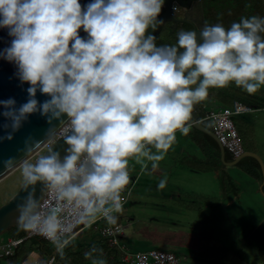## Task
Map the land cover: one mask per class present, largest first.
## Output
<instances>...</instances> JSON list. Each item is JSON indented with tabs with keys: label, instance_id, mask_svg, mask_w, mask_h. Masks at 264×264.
Returning a JSON list of instances; mask_svg holds the SVG:
<instances>
[{
	"label": "clouds",
	"instance_id": "clouds-1",
	"mask_svg": "<svg viewBox=\"0 0 264 264\" xmlns=\"http://www.w3.org/2000/svg\"><path fill=\"white\" fill-rule=\"evenodd\" d=\"M163 5L164 0H0V28L11 37L0 56L29 84V98L18 108L12 97L0 100L3 115L15 130L28 113H66L65 131L71 130L63 161L53 151L34 164L24 162L23 175L27 182L43 178L59 187L61 198L82 207L80 223L91 225L97 213L116 222L111 212L123 210L129 157H147L157 168L176 131L189 132L186 122L209 87L235 82L252 93L264 85V16H242L228 28L206 22L199 33L181 30L176 43L157 44ZM37 89L50 98L38 103ZM82 153L86 157L78 164ZM13 161L5 160V167ZM77 176L80 182L72 183ZM166 183L161 178L157 187ZM38 225L36 214L23 227ZM60 228L53 212L39 230L54 239Z\"/></svg>",
	"mask_w": 264,
	"mask_h": 264
},
{
	"label": "rangeland",
	"instance_id": "rangeland-1",
	"mask_svg": "<svg viewBox=\"0 0 264 264\" xmlns=\"http://www.w3.org/2000/svg\"><path fill=\"white\" fill-rule=\"evenodd\" d=\"M192 14L197 16V12L191 13L190 16ZM209 106L216 109L223 105L212 102ZM259 110L238 114L235 116V121L251 118L256 134L262 135L261 138L264 139L262 128L264 127V110ZM179 134L182 132L176 131V142L174 141L176 147L172 149L171 154H165L164 158L158 162V167L170 166L171 177L163 189L158 188L157 185L152 189L153 183L147 184V187H150L146 188L148 192L141 185L137 186L140 180L144 182L147 178L146 172L143 171L148 167L145 169L144 165L140 168L146 157H141L140 160L129 157V164H133V167L130 166L132 171H138L140 168V173L142 172L134 191L130 194L129 203L120 213V222L123 225L121 234L130 238L127 240L129 250L134 252L154 248L166 249L179 257L181 262L179 264H188L192 261L193 264H264V195L260 190V181L253 179L236 165L226 166L222 163L241 189L240 202H242L241 206L238 201L233 200L234 203L225 208L214 198L215 195L219 197L220 188L213 170L201 173L199 170H190L184 165L179 166V158L186 156L189 159V155L181 151L179 147L189 152L190 158L193 159L190 160L192 163H198L199 159H204L200 149L190 137L181 141L183 145H179L181 144L177 139ZM152 146L147 144L146 147L152 152ZM257 149L256 151L261 152L260 148ZM40 155L39 151L33 152L0 178V204L6 202L26 179L23 175L24 162L34 164ZM259 157L264 159L262 154ZM198 165L208 166L205 161L199 162ZM224 180L225 191L229 192L228 181L226 178ZM159 181L160 179L158 183ZM136 186L139 189L141 186L144 192L140 197L137 195L140 191ZM174 191H177L179 195L173 196ZM229 194L232 195L230 192ZM208 196L212 198L210 204L203 199ZM208 205H212V208ZM197 207L202 208L201 212L196 211ZM191 209L193 212L190 211ZM198 214L204 215L205 221L201 219L198 222ZM84 224L79 222V226ZM18 230V226L11 227L0 234V239H6ZM47 244L54 247L51 243ZM27 257L30 258V255ZM20 260L21 258H19V264H30L26 262V259H22L21 262ZM38 261L32 260L34 264H38ZM0 264L9 263L1 259ZM42 264H47L45 258Z\"/></svg>",
	"mask_w": 264,
	"mask_h": 264
},
{
	"label": "trees",
	"instance_id": "trees-1",
	"mask_svg": "<svg viewBox=\"0 0 264 264\" xmlns=\"http://www.w3.org/2000/svg\"><path fill=\"white\" fill-rule=\"evenodd\" d=\"M177 11V15L181 16L182 13L180 10ZM193 12H197V16L192 14L191 17H194L195 21L199 22L198 27L200 28H202V24L205 25L206 22L209 24L222 23L228 28L233 21L240 20L242 16H264V0H194V6L190 14ZM189 29H191V26L183 21L179 22L174 27L170 22L163 21L155 30L156 43L174 44L177 42L178 33L181 30ZM262 35H264V33H262ZM192 87H195V85H192ZM234 100L250 105L256 109H264V88L260 87L257 91L250 93L242 86L235 84V82H230L222 87L211 86L209 87L208 95L194 105L198 108V117H200L207 113L210 108L209 105L212 102L223 106H230ZM235 119L236 117L234 116L233 120L236 127H239L240 120L235 121ZM238 133L241 137V130H238ZM188 134L204 155V159L201 162L205 161L208 165L206 167L218 169L220 171L218 180L223 194H225L226 189V182L224 180L226 178L228 181V189L230 188L229 192L232 195H236L238 193V186L223 170L224 165H222L220 160L219 147L216 142L208 134L191 126ZM242 143L244 146L243 140ZM244 148L249 149L246 146H244ZM225 153V159L231 160V154L226 150ZM236 166L243 169V171L253 178L258 179L260 182L262 181L261 168L255 158L246 156L242 158ZM206 167L198 166L199 169H205ZM261 191L264 195V183L261 185ZM120 213L121 212H114V215L118 218L115 223H112L113 226L120 223ZM24 223L25 222H21L15 225L19 227V230L11 233V238H19L25 234L26 228L23 227ZM107 224L105 218L95 221L84 230L82 229L60 249H56L55 246H48L47 242L39 236L29 237L23 242L29 241V244H36V248L44 250L47 255L52 257V262L50 264H131V262L122 259L123 251L118 249L117 246L112 245L111 236L103 232ZM128 239L130 238L118 235V242L123 244L125 248L129 247L127 242ZM30 247L25 249V247L22 246L17 250L15 249L14 252L4 258L10 262L14 261L18 255L23 254ZM129 251L132 252L131 250Z\"/></svg>",
	"mask_w": 264,
	"mask_h": 264
},
{
	"label": "water",
	"instance_id": "water-1",
	"mask_svg": "<svg viewBox=\"0 0 264 264\" xmlns=\"http://www.w3.org/2000/svg\"><path fill=\"white\" fill-rule=\"evenodd\" d=\"M87 0H82L86 3ZM191 0H164L162 11L159 16L163 21H177L174 17L175 5L188 6ZM194 30H196L193 27ZM151 30V29H149ZM201 31V30H200ZM200 31H197L199 33ZM85 35V33H81ZM147 34V32H146ZM11 37L8 35L5 28H0V50L10 44ZM17 66L0 56V100L12 97L18 108L22 103L29 98L27 88L28 82L21 81L16 75ZM38 103L50 98V94L43 93L39 89L35 93ZM5 105L0 104V175L7 171L10 167H5L4 161L8 158H14L13 165L21 160L28 152L39 146L48 135L67 117L66 113H62L60 117L52 116L51 112L43 113L42 111H34L27 114V119L22 120L21 125L17 129L11 127V117H5L3 111ZM199 110L194 105L192 115L187 121V125L208 134L218 145L220 152V160L226 166L236 165L242 158L246 156L253 157L260 165L262 178L264 181V162L252 151H244L239 156L231 159H225V148L218 140L214 132L205 124L196 121ZM51 117V119H49ZM8 125L7 127L5 125ZM11 132V138L7 137L6 133ZM67 134H71V131ZM66 134V135H67ZM58 138L41 156L50 155L53 151L59 154V159L63 161L64 157L69 154L70 145L67 143L65 136ZM39 157V158H40ZM39 160V159H38ZM38 162V161H37ZM52 184L47 179H37L34 182H27L26 179L18 187L16 192L4 203L0 204V234L9 228L26 222L32 214L38 209L48 187ZM31 205V206H30ZM25 219L21 217L25 215Z\"/></svg>",
	"mask_w": 264,
	"mask_h": 264
},
{
	"label": "built area",
	"instance_id": "built-area-1",
	"mask_svg": "<svg viewBox=\"0 0 264 264\" xmlns=\"http://www.w3.org/2000/svg\"><path fill=\"white\" fill-rule=\"evenodd\" d=\"M255 110L257 109L250 105L234 100L230 106H222L216 109L210 107L207 113H205L203 116L197 117L196 121L208 126L217 136L218 140L221 142L225 150L231 154L232 158H235L243 153L245 149L233 117L241 113L252 112ZM67 124L68 116L50 133V135H48V137L44 139V141L38 146L36 151H39L42 154V152L46 150L58 138L69 133L71 131L70 129H68V131H65V129L67 128ZM85 157L86 153H82L81 160L77 163L79 164L80 162H82ZM138 175L139 172L132 180H129V183L121 192L123 198V206L129 200ZM71 182L79 183L80 177L77 176L73 178ZM59 192L60 189L57 186L51 185L50 187H48L38 209L32 214V216L39 214L42 225L44 218L51 215L53 212H56L61 224V228L60 230H58L55 238L51 239L43 234L39 230L41 225H38L33 229L26 228L25 234L22 237H8L6 239H0V260L5 256L11 254L14 249L18 247L20 243L26 238L39 236L48 243L57 245L58 247H62L73 236H75L82 230V226H79L78 222V217L82 213V207L77 205L74 200L69 201L67 200V198H61ZM109 204H111V201H109ZM114 212L115 210L113 209L111 214L113 215ZM102 218H105L108 223L107 226L103 229V232L111 236L112 245L117 246L118 249L123 251V260L134 264H179V258L173 252L166 249L154 248L145 251L130 252L128 248H125L123 244H120L118 242V235H122V223L120 222L117 225L113 226L112 223L109 222L106 216L102 213H99L97 215V219L95 221Z\"/></svg>",
	"mask_w": 264,
	"mask_h": 264
},
{
	"label": "crops",
	"instance_id": "crops-1",
	"mask_svg": "<svg viewBox=\"0 0 264 264\" xmlns=\"http://www.w3.org/2000/svg\"><path fill=\"white\" fill-rule=\"evenodd\" d=\"M261 87H263L264 88V86H261ZM212 108V107H211ZM261 110H264V109H260L259 111H261ZM256 111H258V109L257 110H255V111H253V112H256ZM253 122V120H251V118H241V120H240V123H239V127H238V130H241V140H243V142H244V146H246V147H248L249 149H245V151H252V152H255L257 155H259L260 156V154H262V156L264 157V139H262L261 138V136H259V135H257L256 134V129H255V125L252 123ZM188 127L190 128V126L188 125ZM263 129H264V127H262ZM178 132H180L181 133V131L178 129L177 130ZM240 136V135H239ZM189 137V134L187 133V134H184V133H182V134H179V136H178V142L179 143H181V141L182 140H185V139H187ZM175 142H176V140H175ZM178 143V144H179ZM243 144V143H242ZM176 143H174V145H171L170 146V148L168 149V151L166 152V154L167 155H170L171 153L170 152H172V149H174L176 146ZM179 145H183L182 143L181 144H179ZM147 146V145H146ZM147 149H148V147H146ZM199 148V147H198ZM257 148H260L261 149V152H258V151H256V150H258ZM179 149L181 150V151H183V152H186L187 153V155H189L188 157H189V159L186 157V156H183V157H181V158H179L178 159V163H179V166L180 165H184V166H186V167H188L190 170L192 169V170H199V172H201V173H203L204 171H207V170H213L214 171V175H215V177H216V180L218 181V184H219V180H218V178H219V176H220V171L218 170V169H213V168H211V169H199L198 168V163H192L190 160H193V159H191L190 158V154H189V152L187 151V150H184V148L183 147H179ZM200 149V148H199ZM159 151V149H156L155 148V146L153 145L152 146V152H158ZM201 151V150H200ZM175 153H177L176 151H175ZM201 153H202V151H201ZM202 156H204L203 155V153H202ZM203 159V158H202ZM202 159H199V162L201 163V160ZM233 159V158H232ZM262 159V161L264 162V159L263 158H261ZM145 161L147 162V165H149V166H145V169H146V167H148L146 170H144L143 172H146V174H147V178L145 179V181L144 182H142V180H140L139 181V184L137 185V182H138V180L140 179V177H141V175H142V172L140 173V168H143V166H144V164H142V166H140V168H139V170L138 171H132V169L130 168V166L131 167H133L132 165L133 164H128V170H129V168H130V170H129V175H130V180H132L134 177H135V175L136 174H138V172H139V175L137 176V179H136V181H135V183H134V186H133V189H134V187H135V185H137V186H139V185H141L142 186V188L143 189H145L146 190V188H150V187H147L148 185L147 184H150V183H153V185L154 186H152L151 185V188L152 189H154V188H156V185H158V180L159 179H161V178H166L167 179V182L169 181V179H170V177H171V173H170V166L169 165H167V166H163V167H157V168H155V169H153L152 168V164H150V160H148L147 159V157L145 158ZM191 164H193V165H191ZM135 166H137V165H135ZM201 166V165H200ZM201 168V167H200ZM172 169V168H171ZM203 170V171H202ZM223 170L227 173V175L228 176H230V178H231V180L238 186V184L236 183V181H235V179H234V177L230 174V172H228L227 170H226V168L225 167H223ZM252 177V176H251ZM253 178V177H252ZM253 179H255V178H253ZM255 180H257V181H259L258 179H255ZM262 183H264V181H263V178H262V181L260 182V190H261V185H262ZM137 186H136V188H137ZM141 186H140V189L139 188H137L138 189V191H140V192H137V195H138V197H140L141 195H143V190H142V188H141ZM219 188H220V185H219ZM132 189V192L134 191ZM240 188L238 187V193L236 194V195H230L229 194V192L228 191H225V194H227V195H225V194H223V191L220 189V191L218 192V195H219V197L217 196V195H215L214 196V198L216 199V202H218V203H222V205L225 207V208H228L232 203H234L233 202V200H236V201H238L239 202V205H241L242 206V202H240L241 200H240ZM147 191V190H146ZM132 192H131V194H132ZM148 192V191H147ZM173 196L175 195V196H178L179 195V193L177 192V191H174L173 193ZM203 199H205L204 200V202H206V203H209L210 204V201H211V199L212 198H210L209 196L208 197H203ZM139 200H141L140 198H139ZM129 203V200L126 202V204L123 206V207H125L127 204ZM195 207V206H194ZM193 207V208H194ZM208 207H210V208H212V205H208ZM201 210H202V208H200V207H197L196 208V211L197 212H201ZM207 210H209V211H211L210 209H208L207 208ZM191 212H193V210L191 209L190 210ZM198 222H200V220L202 219L203 221H205V216L204 215H200V214H198ZM211 221V220H210ZM209 221V222H210ZM89 224H87V223H85L84 225H82V229L84 230L87 226H88ZM74 237V236H73ZM27 239V238H26ZM72 239V238H71ZM70 239V240H71ZM25 240V239H24ZM23 240V241H24ZM69 240V241H70ZM21 242V244L18 246V247H16L15 249L17 250L18 248H20V247H25V249H27L28 247H30L28 250H26V252H24L23 254H20V255H18L17 256V258L14 260V261H9V260H7L6 258H3V260H5V261H7L9 264H19V258H21V260H20V262L22 261V259H26L27 261V263H30V264H34L33 262H32V260L34 261V262H36L37 260H39L38 261V264H42V261H43V259L45 258L46 260H47V264H50L51 262H52V257L51 256H49V255H47L45 252H44V250H42V249H40V248H36L37 247V245L36 244H34V245H31V244H28V241H25V242ZM68 241V242H69ZM67 242V243H68ZM48 243V242H47ZM66 243V244H67ZM50 244V243H49ZM66 244H64L62 247H64ZM48 245V244H47ZM52 246H55V248L56 249H60L61 247H58L57 245H53L52 244ZM14 249V250H15ZM14 252V251H13ZM34 253H36V254H34ZM27 255H30V258H28L27 257ZM34 255V256H33ZM32 256V257H31ZM25 257V258H24ZM36 257V258H35ZM183 257H185L186 259H187V257L186 256H183ZM179 258V257H178ZM37 259V260H36ZM180 262V261H179ZM181 263V262H180ZM194 262L192 261L191 263H188V264H193ZM185 264H187V263H185Z\"/></svg>",
	"mask_w": 264,
	"mask_h": 264
},
{
	"label": "flooded vegetation",
	"instance_id": "flooded-vegetation-1",
	"mask_svg": "<svg viewBox=\"0 0 264 264\" xmlns=\"http://www.w3.org/2000/svg\"><path fill=\"white\" fill-rule=\"evenodd\" d=\"M193 6H194V0H191L190 4L188 6H186V7L180 6V5H175L173 15L178 20L177 21H168V22H170L171 25L174 27L179 22L183 21V22H186L188 25H190L191 29H192V27H194L196 29V31H200L204 27V25L202 24V26H203L202 28L198 27L199 22L195 21L194 17L190 16V11L192 10ZM177 10H180V12L182 13L181 16L177 15V13H178Z\"/></svg>",
	"mask_w": 264,
	"mask_h": 264
},
{
	"label": "bare ground",
	"instance_id": "bare-ground-1",
	"mask_svg": "<svg viewBox=\"0 0 264 264\" xmlns=\"http://www.w3.org/2000/svg\"><path fill=\"white\" fill-rule=\"evenodd\" d=\"M37 148H38V146H36L34 149H32L30 152H28L21 160H19L16 164H14L12 167H10L7 171H5L4 173H2L0 175V178L3 177L5 174H7L15 166H17L18 164H20L22 161H24L30 154H32L33 152H35L37 150Z\"/></svg>",
	"mask_w": 264,
	"mask_h": 264
}]
</instances>
